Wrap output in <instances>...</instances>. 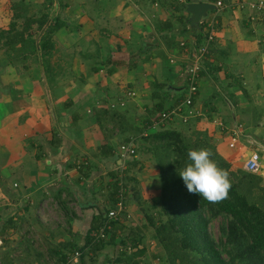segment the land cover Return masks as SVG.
Segmentation results:
<instances>
[{"label":"crops","instance_id":"crops-1","mask_svg":"<svg viewBox=\"0 0 264 264\" xmlns=\"http://www.w3.org/2000/svg\"><path fill=\"white\" fill-rule=\"evenodd\" d=\"M192 1L214 4L198 24L186 9ZM216 2L0 0V27L25 28L36 42L35 49L20 41L7 47L0 39V240L16 237L21 254L47 246L55 259L79 250L84 264H125L116 262L123 242L128 251L144 248L142 254L152 251V260L161 259L148 222L160 204V170L149 152L137 149L136 132L179 94L184 98L191 52L204 41L213 16L216 34L192 104L184 107L192 112L189 120L177 114L163 126L203 131L232 167L243 168L255 148L262 161L264 13L245 0ZM58 23L51 44L41 48L45 28ZM199 24L200 40L193 28ZM242 86L257 99L244 103ZM237 124L255 141L240 136L230 146ZM132 139L139 153L121 159L117 144ZM238 143L244 150L234 154L230 148ZM118 171L129 175L125 211L115 220L113 243L95 254L86 238L93 216L114 206L111 184ZM51 258L26 264H49ZM71 264H81L80 255Z\"/></svg>","mask_w":264,"mask_h":264},{"label":"trees","instance_id":"trees-1","mask_svg":"<svg viewBox=\"0 0 264 264\" xmlns=\"http://www.w3.org/2000/svg\"><path fill=\"white\" fill-rule=\"evenodd\" d=\"M58 25L59 23L48 25L45 28L39 41L41 48L51 44L52 33ZM193 28H196V36L200 40L201 25ZM1 38H4L1 44L3 46L14 47L15 42L20 41L23 46L28 44L33 49L36 48L35 39L25 28L0 27ZM181 97L182 94H179L171 105L179 103L183 99ZM158 107L160 108L159 105ZM150 123L149 120L147 124ZM211 144L206 138L190 141L183 131L170 126H160L140 138L139 149L150 152L160 170V204L155 216L148 214L153 235L162 248L159 257L168 264H264V200L257 198L253 191L261 176L244 168L241 174L234 172L230 169V162ZM201 148L210 150L211 159L229 173L231 189L228 198L219 203H209L197 194H190L179 176V171L190 162L188 150ZM113 177L111 194L114 198L118 182L124 175L119 177L114 174ZM122 184L126 186V178ZM106 210L93 216L92 232L104 226ZM219 214L224 215L226 221L221 224V234L216 239L209 230V222ZM110 223V228L105 229L109 233L107 237L95 239L91 233L86 238V242L92 244L90 249L95 254L113 243L116 237L115 220ZM139 239L141 241L142 237ZM132 242L133 247L138 246L135 239ZM123 246L116 262L120 263L123 259L125 264H138L134 257L141 255L144 248L128 251L125 242ZM67 255L68 253L59 254L55 264H62ZM80 260L84 264V252L80 254Z\"/></svg>","mask_w":264,"mask_h":264},{"label":"built area","instance_id":"built-area-1","mask_svg":"<svg viewBox=\"0 0 264 264\" xmlns=\"http://www.w3.org/2000/svg\"><path fill=\"white\" fill-rule=\"evenodd\" d=\"M175 1H184V0H175ZM217 5H221V0H217ZM246 5L251 8L252 10H256L259 12L264 13V0H245ZM217 29V19L215 16L211 17L207 23H206V31L204 36V41L198 45L195 46V48L191 52V60L189 64L187 65V89H186V95L179 103L176 105L170 107L167 110L159 112L156 116L157 121L155 122H161L163 120H167L172 118L175 115H180L182 120H186L187 117H189V114L191 113V110H187V112H184V107H189L192 104L193 98L195 93L197 92V77L198 72L202 68L201 62L202 59L205 58V56L208 54L210 50V44L214 40L215 34ZM180 44H184V42H180ZM172 60V59H171ZM129 95H133L134 91L129 90ZM119 104L123 105L124 100H120L118 102ZM111 107H114V103H111ZM240 136H243L244 138H247L248 140L255 141L254 138L247 134V132L244 133L242 126L240 124H237L232 129V135L230 137L229 145L234 146V144L237 142ZM116 152L118 156L121 159H126L129 156H132L136 153V147L135 143L132 140L126 141V142H120L116 146ZM261 157L260 152L258 149H252L246 159L243 162V168L249 172H257L261 167ZM120 179L118 184L119 187L116 192L115 202L114 206L110 208L106 213V220L104 223V226H101L98 231L93 232V235L95 239H98L100 237H107L108 232L105 229L110 228L111 223L110 221L119 219L124 211H125V186L121 182ZM80 252L79 250H74L73 253H68L67 259L62 262V264H71L75 257L79 256Z\"/></svg>","mask_w":264,"mask_h":264},{"label":"rangeland","instance_id":"rangeland-1","mask_svg":"<svg viewBox=\"0 0 264 264\" xmlns=\"http://www.w3.org/2000/svg\"><path fill=\"white\" fill-rule=\"evenodd\" d=\"M184 95H186V93ZM225 95H228L231 98V95H230L229 92H225ZM239 95L241 97V100L244 101V103H247L249 100L257 99L256 95H252L243 86L241 87V93H239ZM257 95L263 96V93L257 94ZM183 97H185V96H183ZM161 111H163V110H161ZM183 111H184V109H183ZM157 119L158 118H156V115H155L154 118L153 117L151 118V120H150L151 123L150 124H146V128L143 131L141 130L140 132L139 131L136 132V136H137L136 137V147H137V149H139L141 136L146 135L147 133L151 132L152 130L158 129L160 126L163 127V123H165L166 119L161 121V122H155V121H157ZM181 120H182V118H181ZM188 120H189V118L187 117L186 120L183 119L182 121L185 123ZM184 133L186 134V137L190 139V141L197 140L198 138H206L208 141H210V143L213 144L212 147L216 149L215 144L207 137V134L205 135L203 133V131H200V130L198 131L197 130V131H191L190 133L188 132L189 134L187 132H184ZM258 136L264 142V134H262L261 131H259ZM230 150H231L232 153L237 154V153H240L241 151H243L244 147L241 146V145L239 146V143H238L235 147L230 148ZM137 153H139V152L137 151ZM150 157H152V155H150ZM230 169L233 170L234 172L238 173V174H241V172L243 171L242 170L243 168L241 167L240 164L232 167V163L231 162H230ZM118 173H119V171L117 172V176H118ZM254 173L259 175V176H261V180L259 181L257 186H254L253 191H254L255 194H257L256 195L257 198H261V199L264 200V155L262 156L260 169L257 172H254ZM123 175H124L123 179L121 178V180H122L121 182L122 183L125 180V178L127 179L126 176H129V175H125V173H123V174H120L119 177H121ZM130 189L131 188L128 185L125 186V190H127V192H125V196L127 195L126 193H128V191H130ZM112 206H113V204L110 206V208H112ZM157 207H159V205L155 207V211H156ZM225 221H226L225 216L221 215V214L213 217L210 220V222H209V230H210L211 234L216 239H218L220 237V234H221L220 226ZM8 235H10V234H8ZM32 238H33V241L36 242L37 239L34 238V237H32ZM16 239H17L16 237H10V236L6 235V237H3V239L0 240V243H1L0 247H1V245L3 246L2 248H0V264H26V260L27 259H32V258L33 259L42 260V262H45L46 260H48L47 257H50V258L54 257V259H55V254H53L52 252H45L47 246H43L40 243L39 244H40L42 250H44V252H40V253L35 252V254H33L32 250H31L29 252V254H26V253H22L21 254L20 253V249H17L16 246H15L16 245ZM125 244L128 245V242H126ZM151 253H152V251H148L147 250V252H145V254L141 255L142 257L138 258V257L135 256L134 259L138 260V264H168L164 259L152 260V254ZM27 257H29V258H27ZM50 261L51 262L49 264H55L57 262V259H55V260L52 259Z\"/></svg>","mask_w":264,"mask_h":264},{"label":"clouds","instance_id":"clouds-1","mask_svg":"<svg viewBox=\"0 0 264 264\" xmlns=\"http://www.w3.org/2000/svg\"><path fill=\"white\" fill-rule=\"evenodd\" d=\"M211 156L208 149H189L190 162L179 171V176L190 194H197L209 203H219L228 198L231 182L229 173Z\"/></svg>","mask_w":264,"mask_h":264},{"label":"water","instance_id":"water-1","mask_svg":"<svg viewBox=\"0 0 264 264\" xmlns=\"http://www.w3.org/2000/svg\"><path fill=\"white\" fill-rule=\"evenodd\" d=\"M214 4L207 1H192L186 4V9L191 12V21L193 24H198L202 14H205L206 10L213 8Z\"/></svg>","mask_w":264,"mask_h":264}]
</instances>
